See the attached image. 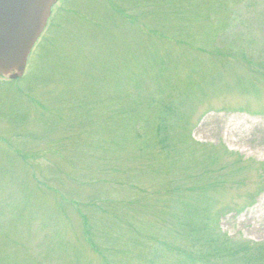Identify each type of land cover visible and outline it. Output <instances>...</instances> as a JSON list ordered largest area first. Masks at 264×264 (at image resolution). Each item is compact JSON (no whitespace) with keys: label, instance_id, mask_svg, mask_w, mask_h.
I'll use <instances>...</instances> for the list:
<instances>
[{"label":"rangeland","instance_id":"obj_1","mask_svg":"<svg viewBox=\"0 0 264 264\" xmlns=\"http://www.w3.org/2000/svg\"><path fill=\"white\" fill-rule=\"evenodd\" d=\"M0 264H264V0L59 3L0 80Z\"/></svg>","mask_w":264,"mask_h":264},{"label":"water","instance_id":"obj_2","mask_svg":"<svg viewBox=\"0 0 264 264\" xmlns=\"http://www.w3.org/2000/svg\"><path fill=\"white\" fill-rule=\"evenodd\" d=\"M58 0H0V75L21 78Z\"/></svg>","mask_w":264,"mask_h":264},{"label":"trees","instance_id":"obj_3","mask_svg":"<svg viewBox=\"0 0 264 264\" xmlns=\"http://www.w3.org/2000/svg\"><path fill=\"white\" fill-rule=\"evenodd\" d=\"M111 182H113V183H115V184H116V182H117V181L115 182V180H111ZM110 184H111V183H110ZM111 185H113V184H111Z\"/></svg>","mask_w":264,"mask_h":264}]
</instances>
